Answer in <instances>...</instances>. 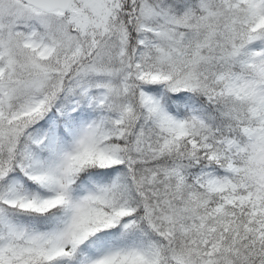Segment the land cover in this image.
Here are the masks:
<instances>
[{
  "label": "snow or ice",
  "instance_id": "obj_1",
  "mask_svg": "<svg viewBox=\"0 0 264 264\" xmlns=\"http://www.w3.org/2000/svg\"><path fill=\"white\" fill-rule=\"evenodd\" d=\"M0 264H264V0H0Z\"/></svg>",
  "mask_w": 264,
  "mask_h": 264
}]
</instances>
